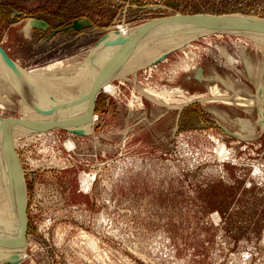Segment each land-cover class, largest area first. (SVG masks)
<instances>
[{"label": "rangeland", "instance_id": "obj_1", "mask_svg": "<svg viewBox=\"0 0 264 264\" xmlns=\"http://www.w3.org/2000/svg\"><path fill=\"white\" fill-rule=\"evenodd\" d=\"M205 13L263 19L264 0H0V46L32 71L82 60L119 25ZM246 34L198 35L112 78L89 135L43 111L32 125L21 91L1 92L27 195L17 264H264V45ZM228 88L253 105L221 99Z\"/></svg>", "mask_w": 264, "mask_h": 264}, {"label": "bare ground", "instance_id": "obj_2", "mask_svg": "<svg viewBox=\"0 0 264 264\" xmlns=\"http://www.w3.org/2000/svg\"><path fill=\"white\" fill-rule=\"evenodd\" d=\"M191 15H180L173 19L163 18L159 21H154L151 23L149 22L147 24H141L133 27L119 25L118 29L121 30L126 44L129 47L138 46V50L132 53L125 49L122 45L113 43L111 39L105 41L100 46L94 58L95 69H93L91 73L92 78L90 79V84L91 82H93L95 97L101 88H104L109 92L116 91L117 88L115 87V84L112 83V78L118 77L119 75L124 76L122 74L128 71H132L134 73L137 67H140L143 64L145 65L146 62L150 61L154 63V61L159 59V57L164 52L177 49V47H184L190 44L191 39L198 35L211 32L222 33L224 31L246 32L252 36L254 41H257L264 45V22L259 21L249 23L209 22L200 26L198 25L186 31H178L177 33L172 34L166 33L162 35V37H159L157 40L145 44V41L148 40V38L152 35L155 36L156 34L167 31L168 29H171L176 25L191 21ZM248 34L246 35L248 36ZM93 48L95 49V47ZM90 54L91 52L82 60H78V57L75 55L74 57L66 58L56 64H52L54 66L50 65L44 68H37L32 71L25 69L28 76L33 81L34 87L30 88L20 78V76H17L14 73L10 64L0 54V94L1 92H6L11 95V93L13 92L21 91V97L17 99V102L22 107V109L25 110L24 115H26V117L27 113L31 110L32 111L29 113V115L31 114V116L34 118H36L37 113L39 116V113L43 111L46 114V118H44V121L50 119L52 122L59 124V122L64 120L66 121V124L68 126H71L73 128L88 126L90 118L89 103L87 101V85L89 81L88 64ZM47 74H56L58 75V77H61L57 81L65 78H67L68 80L61 84L46 83L44 80ZM63 85L68 88L63 89ZM69 87L73 89L71 94L69 93ZM231 87H233L235 90L238 88L237 86H234L232 84ZM212 88H214V90L219 89L218 86H213ZM262 89L264 91V86ZM226 90L227 97L223 94H218L221 99L224 98V100H226L228 98L229 101L238 100V104L240 102H244L246 105H251L253 103H249V100L245 99L246 97L243 96L244 92L242 95V93L240 94L234 91L235 93L232 95L229 92V88ZM33 91L35 93L36 91L39 93V95L41 96V100L37 98ZM164 92L166 95L167 90H165ZM160 94H162V92H160ZM68 95L70 98H68ZM194 98L196 97L194 96ZM257 101L260 103L258 110L259 122L264 127L263 93L259 92ZM257 101L255 99L254 103ZM40 106L44 109L41 110ZM34 109L35 112H33ZM48 109L51 110V113L47 112ZM26 119L30 124L33 125L31 119H29L28 117ZM93 120L95 121V118ZM3 124L4 128L2 127V124H0V126L10 139L8 140L6 137L4 138V135H1L0 130V199L3 200L2 204L5 202L4 206L7 207L9 211V216L7 217L8 229L7 231H2V233L0 232V260L3 262L2 264H5L9 259L12 260L14 254H18L21 261L23 255L27 251L26 249L22 250L21 252L15 251L17 243V236L15 235L22 233L24 221H22V215H20L16 193L14 191L11 177H15L17 179L16 182L18 186H15L17 188L19 187L22 192H24L25 198L27 195L25 192L26 189L24 172L22 170V167L20 166L17 153L14 149L16 140L7 130L5 123ZM58 126L61 127L60 125ZM29 127L32 126H23L22 130L20 131L22 133L27 132V130L30 129ZM6 147L9 152H6Z\"/></svg>", "mask_w": 264, "mask_h": 264}, {"label": "water", "instance_id": "obj_3", "mask_svg": "<svg viewBox=\"0 0 264 264\" xmlns=\"http://www.w3.org/2000/svg\"><path fill=\"white\" fill-rule=\"evenodd\" d=\"M191 21H187L185 23H182L180 25H176L171 29H168L167 31H164L162 33L156 34L155 36H151L148 38V40L145 41V44H148V42H151L153 40L158 39L159 37H162V35L164 34H168V33H177L178 31H186L189 30L193 27L196 26H200L203 25L205 23H209V22H222V23H234V22H264V18H257L254 16H242V15H237V14H220V15H216V14H211V13H205V14H193L191 15ZM79 24V20H76L74 22L73 27L78 26ZM111 39L113 41V43L115 44H120L122 45L125 49H127L130 52H134L138 50V46H133V47H129L126 42H125V38L123 37V34L121 33V30L117 29L114 30V32H109L107 34L104 35V37L97 43L96 48H100V46L107 40ZM97 51H94L93 53L90 54L89 57V81H88V85H87V101L89 103V123L88 126H82V127H77V128H73L71 126H68L66 123L64 122H59V125L61 127H65L66 129H68L69 131H72L73 133H80L83 135H89L92 133V129L94 127V118H93V114H94V109H95V95H94V89H93V82H91L90 84V79L92 78V71H93V65H94V61H95V55H96ZM0 54L5 58V60L10 64L11 68L13 69L14 73L17 76H20V78L27 84V86L30 87H34L33 85V81L31 80V78L28 76L26 70L19 64V62H16L9 54L8 52L4 49V47L0 46ZM31 85V86H30ZM35 89V88H34ZM34 92V91H33ZM35 95L39 96V93L36 91V93L34 92ZM49 113H51V110L48 109ZM3 123L2 119L0 117V124ZM0 130H1V135H4V138L6 137L8 140L9 137L8 135L4 132V130L1 128L0 126ZM7 149V147H6ZM6 152H9V150L7 149ZM12 178V183H13V187H14V191L16 193V198H17V203H18V207L20 210V215H22V221H24L23 224V229H22V233L21 234H17L15 236H17V243H16V252H21L22 250H25L28 244V239H27V231H28V225H29V221H28V207H27V203H26V198L24 196V192H22V190L16 186H18L17 184V179L15 177H11ZM16 185V186H15ZM18 262H20L19 259V255L18 254H14L12 257V260H8L7 263H11V264H17Z\"/></svg>", "mask_w": 264, "mask_h": 264}, {"label": "flooded vegetation", "instance_id": "obj_4", "mask_svg": "<svg viewBox=\"0 0 264 264\" xmlns=\"http://www.w3.org/2000/svg\"><path fill=\"white\" fill-rule=\"evenodd\" d=\"M176 90H177V88H176ZM259 92L264 94V91L261 87L259 88L257 96H255L256 101H257V98L259 97ZM256 106H257V109L259 110V105H256ZM70 132H72V131H70ZM2 201L3 200L0 199V232L1 233H2V231H7V229H8L7 217L9 216L8 215L9 211H8L7 207L4 206L5 202L2 204ZM4 222H6V223H4ZM28 243H29V241H28ZM27 252H28V250H27ZM25 256H26V253L23 255V257H25ZM23 257H22V259H23ZM20 262H22V260ZM0 263L2 264L3 262L0 260Z\"/></svg>", "mask_w": 264, "mask_h": 264}]
</instances>
